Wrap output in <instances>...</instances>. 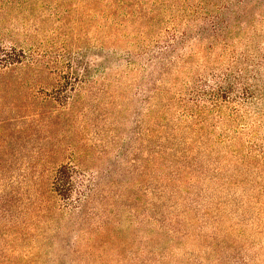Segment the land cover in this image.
<instances>
[{
	"label": "trees",
	"instance_id": "trees-1",
	"mask_svg": "<svg viewBox=\"0 0 264 264\" xmlns=\"http://www.w3.org/2000/svg\"><path fill=\"white\" fill-rule=\"evenodd\" d=\"M173 1L178 11L169 17L141 7L128 18L145 27L110 32L127 44L110 47V78L120 90L127 86L124 79H130L129 87L139 90L134 94V117L140 116L139 124L148 123L142 132L141 125L135 130L147 152L137 172L151 178V168L156 167L159 173L155 191L147 190L157 201H146L141 219L131 215L133 225L146 233L144 240L139 249H134L137 233L129 246L120 241L111 249L110 262L182 264V241L188 237L195 246L189 228L199 225L197 238L210 253L232 250L218 255L214 264H253L241 246L234 249L215 235L229 224V230L239 233L235 240L247 239L246 231L264 236V0ZM163 22L168 26L159 27ZM10 50L11 55L0 50L5 67L29 61L22 49ZM98 72L105 74L101 66ZM38 88L51 90L56 95L51 101L63 98L66 106L71 103V95H63L68 92L64 85ZM89 180L84 185L72 165L56 167L47 176L48 212L55 225L24 235L18 231L22 224L11 221L13 211L4 208L0 234H15L14 242L29 248L25 256L49 249V254L55 252L52 264H94L89 254L96 243L88 237V227L96 230L91 227L97 215L94 205L105 198ZM100 223L105 226L107 220ZM163 240L166 247L160 245ZM7 241L19 252L13 240ZM86 242L88 256L81 250ZM103 246L99 249L106 257ZM182 257L186 264H204L205 257L193 253L183 251Z\"/></svg>",
	"mask_w": 264,
	"mask_h": 264
},
{
	"label": "rangeland",
	"instance_id": "rangeland-1",
	"mask_svg": "<svg viewBox=\"0 0 264 264\" xmlns=\"http://www.w3.org/2000/svg\"><path fill=\"white\" fill-rule=\"evenodd\" d=\"M175 6L173 0H0V50L11 55L12 47L22 49L29 59L22 66L0 63V210L13 211L11 221L22 224L19 233L34 236L36 228L55 225L48 212L47 176L60 165H72L82 183L92 180L105 198L94 205L97 215L91 227L96 230L88 227V237L96 243L89 254L94 264H117L115 259L110 262L111 249L121 243L129 246L135 233L134 249H139L146 233L133 225L136 221L131 215L136 213L141 219L146 201H157L147 190L155 191L159 173L156 167L151 168V178L137 172L141 156L147 152L135 130L140 131L141 125L142 132L148 123L139 124L140 116L134 117V94L139 90L129 87L130 79H124L127 86L121 85L120 90L116 79L110 78V47L114 43L127 45L126 39L114 38L110 32L145 27L128 18L141 7L157 10L162 18L175 14ZM99 66L105 74L98 72ZM48 84L64 85L68 92L63 95H71V103L66 106L63 98L51 101L56 95L38 88ZM135 157L136 167L132 163ZM102 220H107V225L101 227ZM26 224L31 230H22ZM198 226L189 228L195 246L188 237L182 241L186 245L180 255L182 264L187 261L183 251L199 259L205 257L204 264H214L218 255L232 251L210 253L202 241L199 243ZM205 232L209 235V230ZM237 232L224 224L215 236L234 249L241 246L249 262L264 264V236L246 231L247 239L235 240ZM14 236H0V264H52L55 252L37 249V255L25 256L29 248L14 242ZM158 236L153 233L156 239ZM7 240H13L12 247L20 253L13 251ZM160 245L166 247L167 243L163 240ZM81 250L88 256L87 242ZM6 258L9 262L3 263Z\"/></svg>",
	"mask_w": 264,
	"mask_h": 264
}]
</instances>
